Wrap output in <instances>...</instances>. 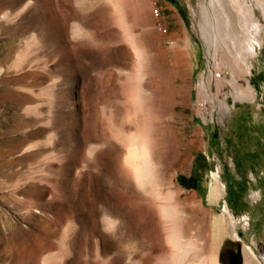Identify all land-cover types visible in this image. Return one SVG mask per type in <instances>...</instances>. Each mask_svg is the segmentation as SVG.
<instances>
[{
  "label": "rangeland",
  "instance_id": "374dc122",
  "mask_svg": "<svg viewBox=\"0 0 264 264\" xmlns=\"http://www.w3.org/2000/svg\"><path fill=\"white\" fill-rule=\"evenodd\" d=\"M245 10L0 0V264H167L158 190L196 258L236 231L264 264V11ZM204 76L231 108L220 126L194 115ZM143 134L157 162L145 185L126 163ZM214 173L225 191L208 198Z\"/></svg>",
  "mask_w": 264,
  "mask_h": 264
},
{
  "label": "bare ground",
  "instance_id": "6f19581e",
  "mask_svg": "<svg viewBox=\"0 0 264 264\" xmlns=\"http://www.w3.org/2000/svg\"><path fill=\"white\" fill-rule=\"evenodd\" d=\"M234 1H236V4H238L241 10L246 6V10H248L247 13L251 12V14L256 15L257 8H261L264 11V0H247L246 2H242L241 0H234ZM248 43L253 49L256 47L255 41L252 38L248 39ZM250 91L253 93V88H251ZM134 141H136L135 151L134 153L129 152V154L126 157V163L129 165V167H131L133 171V176L137 181V183L141 185H145L153 181L155 174L154 169L157 162L154 159V155H155L154 154L155 152L153 150L154 144H152L150 140V136L148 134H143L139 139H136ZM224 191H225L224 185L219 182L217 174L214 173L213 178L209 183L208 198H215L219 195H222ZM157 196L161 198L159 199L161 200L159 202V208L162 216L164 217V221L167 223L166 240L170 247V256L168 258L167 264H221V261L218 259V256L216 254H208V255L204 254L201 255L199 258H196L199 256L198 252L200 250L201 245L195 242L191 237L189 238L186 237L183 230L181 229L182 227L180 228V224H178L179 223L178 221L180 219L178 220L177 218H179L178 216L179 212H183V211H180L178 204L172 201L173 197L171 196L169 191H167V193H164L162 195L158 190ZM178 203L181 202L178 201ZM181 219L183 218L181 217ZM215 224L216 223H211L212 229L215 231L213 239L219 233V227H218L219 224L218 225ZM233 235H234L233 238L239 239L242 244V256H243L242 264H255L254 259L256 253L252 248V246L247 244L246 242H243L241 238L236 234V231L234 232Z\"/></svg>",
  "mask_w": 264,
  "mask_h": 264
},
{
  "label": "built area",
  "instance_id": "2783aa9c",
  "mask_svg": "<svg viewBox=\"0 0 264 264\" xmlns=\"http://www.w3.org/2000/svg\"><path fill=\"white\" fill-rule=\"evenodd\" d=\"M206 55L207 62L205 64L206 73L209 75V81H220L221 71L220 67L213 61L212 55ZM211 60V61H209ZM209 61V62H208ZM201 77L197 83V94L193 101L194 115L199 118V120L206 124H217L220 126L224 122L225 117L231 112L229 105H221L220 102V87H216L215 83L212 84L208 82L207 87L204 85V80ZM219 78V79H218ZM201 90H204L201 92ZM200 91V92H198ZM225 97V95H223Z\"/></svg>",
  "mask_w": 264,
  "mask_h": 264
},
{
  "label": "water",
  "instance_id": "95a60500",
  "mask_svg": "<svg viewBox=\"0 0 264 264\" xmlns=\"http://www.w3.org/2000/svg\"><path fill=\"white\" fill-rule=\"evenodd\" d=\"M218 259L221 264H242V244L237 238L225 237L218 249Z\"/></svg>",
  "mask_w": 264,
  "mask_h": 264
}]
</instances>
